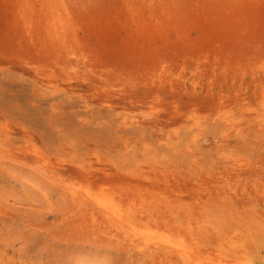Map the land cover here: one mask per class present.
<instances>
[{
	"label": "rangeland",
	"instance_id": "rangeland-1",
	"mask_svg": "<svg viewBox=\"0 0 264 264\" xmlns=\"http://www.w3.org/2000/svg\"><path fill=\"white\" fill-rule=\"evenodd\" d=\"M82 195L264 264V0H0V264H183Z\"/></svg>",
	"mask_w": 264,
	"mask_h": 264
},
{
	"label": "bare ground",
	"instance_id": "bare-ground-1",
	"mask_svg": "<svg viewBox=\"0 0 264 264\" xmlns=\"http://www.w3.org/2000/svg\"><path fill=\"white\" fill-rule=\"evenodd\" d=\"M72 193H74V197L77 198V193L75 191H73ZM82 196L88 198V200H92L93 202H95L96 205H98L99 210L102 213H104L105 217L107 218V220H109L112 223V225H116L117 228H118V226H120V228L124 227V223L121 221L122 216L119 215V213H117L114 209H112V207H110L107 203H104L101 199L96 201V198L91 197L90 195H82ZM123 220H125V219H123ZM136 227H137V225H136ZM123 230H124V232L126 231V229H124V228H123ZM123 230H121V231H123ZM131 231H132V229H131ZM143 231L141 233L140 232L133 233V235H132V232L130 234V233H128L129 231L128 232L126 231V233L128 235H126V233H125V235L127 236V238H125V239L130 241V244L132 242L133 247L138 249V251L144 252V254L147 253L148 251H156L157 253H154V254H157L159 256H164V255L175 256L183 264L195 263L194 262L195 258L193 256V254L191 253L189 247L186 246L184 243H182L181 246H178L177 244H174V242H172L170 240V238L166 239L165 237H164V239H162L160 241V240L155 239V238H157L158 235L154 238L153 237L154 235L152 236L151 234H147V232H143ZM149 233H151V232L149 231ZM121 234H123V232ZM163 234H165V233H162V236L160 235L161 238L163 237ZM125 235H122V236H125ZM158 238H159V236H158ZM234 246L235 245H233L232 247L234 248ZM233 248H231V249H233ZM205 252H206V250H205ZM213 252H215V251H213ZM206 253L208 254V252H206Z\"/></svg>",
	"mask_w": 264,
	"mask_h": 264
}]
</instances>
